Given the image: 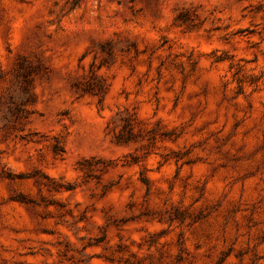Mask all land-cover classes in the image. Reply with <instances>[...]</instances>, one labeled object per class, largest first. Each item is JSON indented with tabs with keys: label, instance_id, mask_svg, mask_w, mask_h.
<instances>
[{
	"label": "rangeland",
	"instance_id": "374dc122",
	"mask_svg": "<svg viewBox=\"0 0 264 264\" xmlns=\"http://www.w3.org/2000/svg\"><path fill=\"white\" fill-rule=\"evenodd\" d=\"M0 264H264V0H0Z\"/></svg>",
	"mask_w": 264,
	"mask_h": 264
}]
</instances>
